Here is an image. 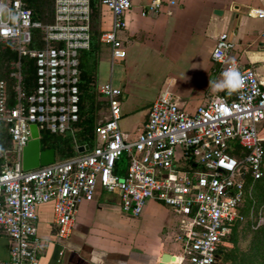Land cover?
<instances>
[{
  "label": "built area",
  "instance_id": "built-area-1",
  "mask_svg": "<svg viewBox=\"0 0 264 264\" xmlns=\"http://www.w3.org/2000/svg\"><path fill=\"white\" fill-rule=\"evenodd\" d=\"M262 7L248 15L264 19ZM174 1L151 0L143 16L156 14ZM110 27L99 42L112 61L123 60L120 34L132 0H102ZM90 0H53L51 23L33 19L25 0H0V45L15 59L0 77V123L11 150L0 169V229L8 241V259L0 264H38V207L52 204L55 237L67 240L79 207L97 190L117 194L122 214L139 217L148 201L182 217L176 236L183 258L176 264H218L236 225L247 184L263 177L264 83L254 69L234 54V35L220 33L210 61L222 74L235 67L243 78L237 91L207 100L193 111L161 95L149 106L147 119L133 138L119 129L123 92L111 83L97 86L106 105L104 121L95 128L92 150L24 171L21 151L30 126L50 134L73 133L80 122V54L91 46ZM249 48L264 50V30ZM34 68L33 78L27 71ZM127 158L123 175L115 164Z\"/></svg>",
  "mask_w": 264,
  "mask_h": 264
},
{
  "label": "crops",
  "instance_id": "crops-1",
  "mask_svg": "<svg viewBox=\"0 0 264 264\" xmlns=\"http://www.w3.org/2000/svg\"><path fill=\"white\" fill-rule=\"evenodd\" d=\"M150 1L132 0V8L125 15L126 29L120 34L126 53L123 60L112 61L109 48L101 44L94 62L95 76L96 73L97 77L100 74L105 76L101 85L111 83L120 88L122 100L128 95L133 97L138 84L132 76V68L144 53H150L159 58L162 65L172 67L176 75L164 77L155 89H143L153 98L149 106L166 94L180 107L193 111L208 100L203 101L205 95L218 90L210 82L220 80L221 73L216 72L210 55L220 33L234 35V54L241 64L254 69L258 79L264 83V50L247 46L256 41L264 30V19L248 15L251 9L262 7L259 0H164L176 4H164L158 13L143 16ZM216 10L222 11L223 15H214ZM101 12V30H107L110 13L104 7H101ZM108 63L109 72L104 70ZM185 90L190 94H184ZM227 92L223 90L221 95ZM217 97L212 96L209 100ZM182 101L186 104L183 105ZM147 112L148 109L142 122L136 124L121 121V117L118 123L120 131L133 138L144 125ZM37 215V240L41 244L38 264H160L163 254L178 260L183 258L181 244L176 241L183 228L182 217L154 201L146 203L139 219L131 218L122 214L117 194H109L99 188L93 201L80 205L67 240L55 237L51 203L38 207ZM140 220H143L148 233L127 234L126 226L138 224ZM222 253L220 250V255ZM7 259L8 241L0 229V261Z\"/></svg>",
  "mask_w": 264,
  "mask_h": 264
},
{
  "label": "rangeland",
  "instance_id": "rangeland-1",
  "mask_svg": "<svg viewBox=\"0 0 264 264\" xmlns=\"http://www.w3.org/2000/svg\"><path fill=\"white\" fill-rule=\"evenodd\" d=\"M101 16L102 12L100 10V18ZM99 48L101 49V44L99 45ZM115 67L116 66H114V70H116ZM104 70L109 72V63L106 68H104ZM132 70V76H134V79H136V83L138 85L135 86L133 97L128 95L127 99H123L120 102L122 115L121 121L124 120L128 121L129 124H136L142 122L145 111L148 109L149 102L153 99L150 98V95L145 94L143 89L146 87L155 89L164 77L168 76L167 78H172V76H175L176 73L172 67L169 68L164 64L162 65L160 59L150 53H144L142 58L136 65H134ZM9 72L10 65L8 64V61L4 59L2 61L0 58V77L5 78ZM103 73L105 75V72ZM104 77L105 76L102 74L97 77L96 73L97 79L95 83L97 86L104 82ZM96 87H93L94 89L92 92L95 97V102L97 105H99V108L97 107L95 113L96 123H99L104 121L106 110L102 109V105L100 106V99H98ZM222 92L223 89H218L212 95H205L203 101L207 99L209 100V98L212 96L219 97ZM184 94L190 93L185 90ZM147 95L148 97L146 98ZM186 96L187 95H184V97ZM183 102L184 101L181 102L183 105L186 104ZM121 167L122 169H125L126 165L122 164ZM253 184L255 185V182L247 184L245 200L243 205L240 207V212L243 214L244 221L241 224L236 225L234 229L235 232L231 236L229 244L224 246L226 248L224 250L226 255L224 253L220 255V264H248L249 262L250 264H260L264 259V243H260L261 240L257 239L258 234H260V236H264V202H259L255 198ZM136 219H139V217ZM126 227L128 228H126L127 234L143 235V232L148 233L146 227L143 224V220L142 222L140 220L138 224ZM244 258L246 259L245 261H243Z\"/></svg>",
  "mask_w": 264,
  "mask_h": 264
},
{
  "label": "trees",
  "instance_id": "trees-1",
  "mask_svg": "<svg viewBox=\"0 0 264 264\" xmlns=\"http://www.w3.org/2000/svg\"><path fill=\"white\" fill-rule=\"evenodd\" d=\"M102 0H90L91 6V46L89 51L80 54V83L79 90L81 93L80 102V122L75 126L73 133L50 134L45 130H40V149H54L57 159H66L78 154L77 148L80 146H88V150H92L96 146V110L99 105L94 100L92 90L96 87V76L94 62L99 51V39L101 35L100 29V10ZM27 7L31 10L33 19L42 23H51L53 14V0H25ZM0 58L4 60L15 59V55L9 53L7 49H0ZM30 78H33L34 68L29 64L27 68ZM97 89V87H96ZM98 99L100 96L98 95ZM106 109V105L100 99V106ZM101 109V108H100ZM11 150V141L6 127L0 123V169L4 164L7 152ZM127 158L124 156L115 164V173L123 175L127 167ZM125 164V169L121 165ZM254 185V184H253ZM254 195L257 201L264 202V167L263 177L255 181ZM257 239L264 243V236L257 235ZM220 250L225 254V249ZM226 255V254H225ZM246 259L244 258L243 261ZM250 264V262L248 263ZM260 264H264V259Z\"/></svg>",
  "mask_w": 264,
  "mask_h": 264
},
{
  "label": "water",
  "instance_id": "water-1",
  "mask_svg": "<svg viewBox=\"0 0 264 264\" xmlns=\"http://www.w3.org/2000/svg\"><path fill=\"white\" fill-rule=\"evenodd\" d=\"M214 15L221 17L223 13L222 11L216 10L214 11ZM30 133V140L21 151V165L24 171L50 165L57 159L54 149L41 151L40 136L36 125L33 124L30 126ZM88 149V146H80L77 148V152L83 153L84 151H88ZM175 259L177 258L174 256L163 254L160 264H176L179 260L177 259L175 261Z\"/></svg>",
  "mask_w": 264,
  "mask_h": 264
},
{
  "label": "clouds",
  "instance_id": "clouds-1",
  "mask_svg": "<svg viewBox=\"0 0 264 264\" xmlns=\"http://www.w3.org/2000/svg\"><path fill=\"white\" fill-rule=\"evenodd\" d=\"M243 78L235 67H229L221 74V79L210 82L211 86L216 89L227 90L229 93L237 91L243 86Z\"/></svg>",
  "mask_w": 264,
  "mask_h": 264
},
{
  "label": "bare ground",
  "instance_id": "bare-ground-1",
  "mask_svg": "<svg viewBox=\"0 0 264 264\" xmlns=\"http://www.w3.org/2000/svg\"><path fill=\"white\" fill-rule=\"evenodd\" d=\"M175 261H177V259H175Z\"/></svg>",
  "mask_w": 264,
  "mask_h": 264
}]
</instances>
